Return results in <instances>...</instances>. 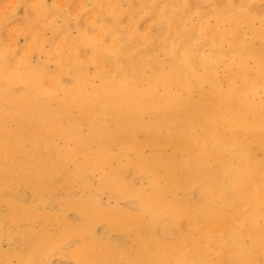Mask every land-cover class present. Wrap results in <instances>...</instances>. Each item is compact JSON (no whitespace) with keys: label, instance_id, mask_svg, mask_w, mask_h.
I'll list each match as a JSON object with an SVG mask.
<instances>
[{"label":"rangeland","instance_id":"1","mask_svg":"<svg viewBox=\"0 0 264 264\" xmlns=\"http://www.w3.org/2000/svg\"><path fill=\"white\" fill-rule=\"evenodd\" d=\"M28 1L0 0V264H264V0Z\"/></svg>","mask_w":264,"mask_h":264},{"label":"bare ground","instance_id":"2","mask_svg":"<svg viewBox=\"0 0 264 264\" xmlns=\"http://www.w3.org/2000/svg\"><path fill=\"white\" fill-rule=\"evenodd\" d=\"M125 1V0H124ZM81 6H83V3H80ZM26 6V17H28V19L31 17V14H36L35 10H34V2L29 0L27 2V4H25ZM79 6V5H78ZM146 8V7H145ZM77 9V7L75 8ZM162 9V7H161ZM142 10H139L135 5L132 8V10L128 11V12H124L120 9L119 5H115L113 8H109L105 13L106 14H110L111 16L115 17V28H114V36L118 37L120 35H122V33H124L125 31V25H122L121 22H123L122 17L120 14H129L131 17H133V15H136L137 13H139ZM162 14H157L156 18L162 19L165 22L164 16L160 18ZM147 21V20H146ZM166 23V22H165ZM128 25L129 28L132 27V21H128ZM80 26L82 27V25L80 24ZM79 29V28H78ZM196 27L193 28V30H195ZM81 32V31H79ZM150 35L152 36V33H150ZM132 41H134L133 37ZM232 44H233V49L234 51H236V47L237 44L235 40H231ZM147 47L151 45L154 46V44H162L161 40H154V38L151 37V39L146 43ZM150 51H153L152 49H150ZM165 54L168 56V53L165 52ZM165 56V55H164ZM166 57V56H165ZM134 68L137 71H141L145 77L146 80L151 81L152 83H159L160 80H165L166 82H169L171 84H176L182 80L185 79V75L183 74H179L177 71V67L173 64V61L168 60V58L165 61H161L156 54L148 52L146 50L145 54H143L137 61V63L135 64ZM256 169L258 171V180H262L263 176H264V162H260L257 163L256 165ZM222 176V174H221ZM220 176V178H221ZM218 189H220L219 187L216 189V191H218ZM248 197L250 196H255L258 197L257 192H248L246 194ZM222 209V211H224L227 214V210H234V207L232 206H224ZM221 210V209H220ZM226 210V211H225ZM238 213H244L245 216H248L247 212H246V208L244 206H239L238 208ZM258 211L254 212V215L252 217V219L250 217L248 218H241V220L244 222L242 225H245L247 223H255V218L258 216ZM193 214H196V212H193ZM198 215V214H196ZM199 220V218L197 219V221ZM235 221L232 217H227V216H222V224L219 226L220 229H235V227L232 225L234 224ZM197 225H200V222H196ZM241 226V225H240ZM146 233L144 232L143 234L145 235V240L147 239L148 242H146L147 245V249L149 252H151V250L153 248L157 247V243L153 242V239H151V236L153 234V224L151 222H148L147 224L143 225ZM245 230L243 229L242 234H244ZM251 233L256 234V237L263 239L264 240V228L262 230V232H259L258 228L255 227ZM258 235H263V236H258ZM150 236V237H149ZM153 237V236H152ZM264 248V247H263ZM242 250V248L240 249H236V251L240 252ZM227 264H244V261L241 259H236L235 261H229L227 262Z\"/></svg>","mask_w":264,"mask_h":264}]
</instances>
